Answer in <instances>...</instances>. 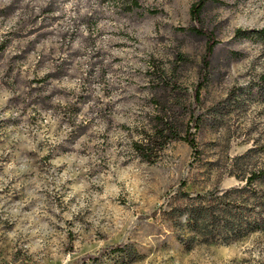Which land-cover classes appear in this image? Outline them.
<instances>
[{"label":"rangeland","instance_id":"obj_1","mask_svg":"<svg viewBox=\"0 0 264 264\" xmlns=\"http://www.w3.org/2000/svg\"><path fill=\"white\" fill-rule=\"evenodd\" d=\"M197 1L0 0V264H264V233L205 243L178 216L242 187L238 157L264 166V43L236 32L264 28V0L207 2L195 126ZM162 119L178 138L145 160Z\"/></svg>","mask_w":264,"mask_h":264},{"label":"trees","instance_id":"obj_2","mask_svg":"<svg viewBox=\"0 0 264 264\" xmlns=\"http://www.w3.org/2000/svg\"><path fill=\"white\" fill-rule=\"evenodd\" d=\"M123 3L127 10L132 11L139 7L138 0H116ZM208 1L198 0L192 4L190 16L196 24L191 32L197 36L207 38L206 54L203 57L202 67L199 72L198 83L193 91L194 107L192 109V124L198 126L201 119L197 117V109L202 105L201 93L210 77V67L217 41L212 33L203 28V13ZM238 36H249L258 38L264 43V28L252 31L237 30ZM262 78V92L264 93V75ZM189 127L184 140L195 150L197 147L194 134ZM174 130L169 123L163 119L160 126L149 134L141 143L136 144L137 150L145 160H150L151 151L158 140L165 141L164 146L172 140L178 138L173 135ZM171 136V138H168ZM236 160L246 161L240 164L243 168L230 171V176H235L245 182L240 188H234L222 193L215 190L210 197L197 195L191 199L193 203H188L184 207H179V217L185 216L188 226L192 231H196L203 236L205 243L216 241L222 244H229L242 241L258 233H264V166L254 164L253 158L245 155ZM235 166V164H234ZM188 197V195H186ZM158 211L152 213V217L157 216ZM114 250L121 249L115 246Z\"/></svg>","mask_w":264,"mask_h":264}]
</instances>
